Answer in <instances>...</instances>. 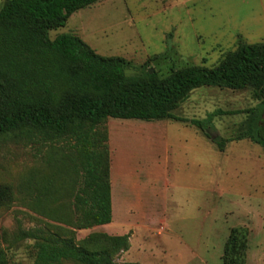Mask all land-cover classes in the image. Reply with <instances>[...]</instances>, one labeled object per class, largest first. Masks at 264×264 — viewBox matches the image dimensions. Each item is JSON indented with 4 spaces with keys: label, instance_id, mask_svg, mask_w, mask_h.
Segmentation results:
<instances>
[{
    "label": "rangeland",
    "instance_id": "rangeland-1",
    "mask_svg": "<svg viewBox=\"0 0 264 264\" xmlns=\"http://www.w3.org/2000/svg\"><path fill=\"white\" fill-rule=\"evenodd\" d=\"M63 34L79 37L102 57L125 60L127 78L149 70L165 77L188 66L212 69L240 43L264 42V0H100L48 36ZM259 101L251 88L205 87L173 112L203 120L220 111L208 133L231 139L223 151L188 123L107 119L101 128L107 131L112 220L83 230L61 221L74 217L68 198L79 184L60 153L50 151V143L0 138L6 261L34 264L35 241L26 234L38 231L73 236L76 245L93 234L128 235V248L113 254L114 264H223L231 231L242 228L248 232L245 264H264V147L233 140Z\"/></svg>",
    "mask_w": 264,
    "mask_h": 264
},
{
    "label": "trees",
    "instance_id": "trees-1",
    "mask_svg": "<svg viewBox=\"0 0 264 264\" xmlns=\"http://www.w3.org/2000/svg\"><path fill=\"white\" fill-rule=\"evenodd\" d=\"M98 1L4 0L0 7V138L40 146L50 143L49 150L60 153L79 184L73 198H68L74 217L61 220L75 230L112 220L107 131L101 128L109 118L188 123L223 151L231 139L208 133L220 111L203 120L181 119L173 112L196 89L251 88L260 101L248 110L246 126L233 140L247 139L264 147V42L240 43L212 69L188 66L165 77L146 71L127 78L128 63L122 58L102 57L75 35L53 40L48 36L73 13ZM4 197H8L6 189L0 190V200ZM26 235L35 241L34 264H114L113 254L126 250L129 239L93 234L76 245L73 236L58 238L38 231ZM247 239L246 229L231 231L223 264H245ZM0 264H8L1 250Z\"/></svg>",
    "mask_w": 264,
    "mask_h": 264
},
{
    "label": "water",
    "instance_id": "water-1",
    "mask_svg": "<svg viewBox=\"0 0 264 264\" xmlns=\"http://www.w3.org/2000/svg\"><path fill=\"white\" fill-rule=\"evenodd\" d=\"M148 73H149V74H152V70H149Z\"/></svg>",
    "mask_w": 264,
    "mask_h": 264
},
{
    "label": "crops",
    "instance_id": "crops-1",
    "mask_svg": "<svg viewBox=\"0 0 264 264\" xmlns=\"http://www.w3.org/2000/svg\"><path fill=\"white\" fill-rule=\"evenodd\" d=\"M112 202V201H111Z\"/></svg>",
    "mask_w": 264,
    "mask_h": 264
}]
</instances>
